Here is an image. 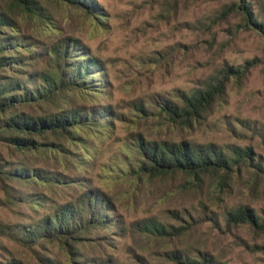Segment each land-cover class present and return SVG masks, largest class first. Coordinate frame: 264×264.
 Listing matches in <instances>:
<instances>
[{
  "label": "rangeland",
  "instance_id": "374dc122",
  "mask_svg": "<svg viewBox=\"0 0 264 264\" xmlns=\"http://www.w3.org/2000/svg\"><path fill=\"white\" fill-rule=\"evenodd\" d=\"M94 9L86 16L69 6L44 4L45 17H9L0 25L1 56H26L24 66L0 70V85L42 67L43 54L61 38L78 39L102 70L90 77L82 93L68 94L64 103L22 104L16 109L29 117L75 106L101 109L111 106L121 119H109L77 131L74 141L38 139L40 150L20 152L0 142V167L39 170L50 182L13 181V204L0 190V225H29L85 190H98L112 199L111 231L100 233L79 249L76 264H175L173 251L191 256L205 252L222 264H264V234L246 224L227 226V213L240 206L264 217V35L244 27L242 16L222 19L224 7L239 0H87ZM253 18L264 24L257 0H245ZM4 13L0 0V14ZM97 16V17H96ZM11 42V43H10ZM14 46V47H13ZM10 49V50H9ZM256 60L241 81L230 78L224 94L191 127L173 125L158 115L152 95L179 103L225 64L241 67ZM147 102L152 114L144 118L130 103ZM10 113H1L0 120ZM104 126V127H103ZM147 141L215 144L224 153L249 149L251 160L235 167L227 187L209 176L199 180L184 174L165 178L137 177L136 153L130 133ZM53 142L62 146L47 147ZM47 145V146H46ZM59 149V150H57ZM56 178V179H55ZM214 214L218 224L203 217ZM154 217L174 228L188 229L179 237L155 239L138 234L135 223ZM197 222V223H196ZM93 260L94 263H89ZM0 264H74L55 245L33 251L0 237Z\"/></svg>",
  "mask_w": 264,
  "mask_h": 264
},
{
  "label": "trees",
  "instance_id": "16d2710c",
  "mask_svg": "<svg viewBox=\"0 0 264 264\" xmlns=\"http://www.w3.org/2000/svg\"><path fill=\"white\" fill-rule=\"evenodd\" d=\"M4 13L0 14V25L8 24L11 17L26 15L30 18L45 17L44 4H61L69 6L86 16H91L93 5L87 0H2ZM260 10L264 11V0H257ZM231 14L242 16L244 27H254L264 35V24L253 18L252 12L245 0L224 7L221 11L222 19ZM10 17V18H9ZM97 17V16H96ZM9 44V39L0 41V53ZM11 43V42H10ZM4 46V47H3ZM14 47V46H13ZM10 50V49H9ZM42 67L21 77L9 78L0 85V112L10 113L0 120V142L13 146L20 152H34L43 147L38 139L74 141L77 131L89 129L93 125L104 126L109 119H121L111 106L101 109H83L75 106L59 110L55 113L29 117L17 113L16 109L22 104L64 103L68 94L82 93L90 86L93 74L102 70L101 64L91 56L87 48L78 39L64 37L54 41L47 53L43 54ZM26 60L32 57H0V70L14 66L22 67ZM256 60L245 62L241 67L225 64L215 74L208 77L205 85L183 97L181 102H173L169 97L153 94L158 115L165 117L173 125L191 127L192 124L204 117L215 102L224 94L230 78L241 81ZM133 110L142 117L152 114L147 102L142 100L130 103ZM103 126V127H104ZM128 140L133 141L136 153V168L133 173L137 177L148 179L165 178L174 174H184L199 180L209 176L218 181L222 190L227 187L235 173V167L245 166L247 159L251 160L249 149L235 148L230 154L215 144H196L188 140L179 142L147 141L144 136L130 133ZM47 147L62 146L50 142ZM257 170L264 172V168L257 164ZM56 179V178H55ZM50 182L52 178L43 176L39 170L4 169L0 167V190L3 192L6 203L13 204L11 185L13 181ZM203 217L218 224L214 214L208 216L207 206L202 205ZM114 206L112 199L98 190H85L74 200L58 205L51 213L29 225L3 226L0 225V237L11 238L23 247L33 251L35 247L45 244L55 245L63 251L68 259L76 264L79 259V249L86 242H92L100 233H107L119 224H113ZM197 223V222H196ZM227 226L248 225L257 234H264V217L257 216L247 206H240L230 210L225 218ZM138 234L155 239L179 237L188 229L174 228L166 225L154 217L146 218L135 223ZM170 259L175 264H222L205 252H198L191 256L188 252L173 251ZM89 263H94L90 260ZM99 264H109V260Z\"/></svg>",
  "mask_w": 264,
  "mask_h": 264
}]
</instances>
